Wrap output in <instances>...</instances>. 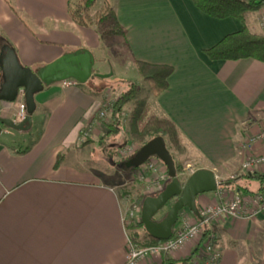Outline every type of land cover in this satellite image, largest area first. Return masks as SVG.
Here are the masks:
<instances>
[{"label":"crops","instance_id":"obj_1","mask_svg":"<svg viewBox=\"0 0 264 264\" xmlns=\"http://www.w3.org/2000/svg\"><path fill=\"white\" fill-rule=\"evenodd\" d=\"M107 1L115 6L126 37L102 38L93 27L78 25L69 14L70 0H0V35L32 69L86 51L100 74L110 73V62L115 70L118 58L133 65L141 60L173 66L169 88L147 101L152 113L175 121L217 178L219 172L236 170L247 158L242 147L247 136L264 128V63L213 61L204 50L241 30L242 22L213 18L191 0ZM257 20L252 16L249 26L264 34ZM92 77L84 84L66 86L63 80L46 86L35 96L32 129L17 133L4 127L0 134V264L126 262L131 231L124 197L101 172L81 163L77 146L103 105ZM19 105L17 99L0 101V116L15 120ZM255 148L264 152L259 143ZM59 154L63 159L57 166ZM257 171L264 173V166ZM221 189L224 195L218 190L199 195L198 208L240 194ZM145 198L139 200L141 208ZM216 233L223 253L218 264H264V213L224 218ZM191 249L188 245L172 258L183 259Z\"/></svg>","mask_w":264,"mask_h":264},{"label":"trees","instance_id":"obj_2","mask_svg":"<svg viewBox=\"0 0 264 264\" xmlns=\"http://www.w3.org/2000/svg\"><path fill=\"white\" fill-rule=\"evenodd\" d=\"M191 1L200 11L213 18H236L243 24L241 30L227 34L215 45L204 50V53L210 60L236 61L252 58L264 63V34L254 32L249 26L250 18L264 9V0ZM96 2L97 0H70L69 14L73 21L83 27H93L100 33L102 38L115 36L126 37L127 31L120 23L115 6L109 1L106 0L104 2L102 8L95 13L94 19L90 16V11L93 9ZM10 5L13 12L19 15L18 10L11 2ZM5 46L14 49L11 43L0 35V51ZM135 65L138 74L143 81L148 84L153 96L158 97L169 88V78L174 72L173 66L153 64L141 60H136ZM3 81L4 77L0 67V85ZM127 84L128 88L113 102V109L110 117L111 122L107 124V131L99 138V144L102 146L103 150L108 151L115 164H119L128 172H131L138 169L134 167L128 168L126 166L127 162L134 154L116 162L114 160V156H116L114 153H116V150L110 142L112 138L123 132L122 125L125 121L124 108L127 104L133 101L135 102V108L131 112L132 126L130 128V133L133 138L142 140L143 145L156 137L162 136L165 139L168 137L177 147H182L186 137L171 118L152 114L147 101L143 99L139 101L136 100L141 90L140 85L136 81L129 80ZM4 127L6 126L0 122V134ZM26 150L27 148L18 151L25 152ZM62 159L63 154H59L57 166L62 162ZM176 168L179 174L181 171L180 167L176 165ZM239 178L256 181L258 184L257 189L255 191L252 190L249 183L242 185L238 180ZM222 184H226L229 189H234L243 195L262 194L264 196V173L257 170L241 173L235 180L228 179ZM173 202L174 201H170L168 206L170 205L171 207ZM128 228L130 231H135L132 239L141 247L156 245L163 241L155 239L147 233L148 241L145 243L139 242V234L137 231L141 228L145 229L142 220L132 222L129 224ZM130 235L132 237V234ZM192 261L193 256L185 259L166 257L162 264H193Z\"/></svg>","mask_w":264,"mask_h":264},{"label":"water","instance_id":"obj_3","mask_svg":"<svg viewBox=\"0 0 264 264\" xmlns=\"http://www.w3.org/2000/svg\"><path fill=\"white\" fill-rule=\"evenodd\" d=\"M95 58L92 53L79 52L61 57L38 69L22 65L14 49L5 46L0 51V67L4 81L0 85V101L14 102L19 88L25 89L26 116L17 122L12 118L0 116V122L6 127L19 132L32 129L33 114L37 104L35 96L55 82L74 79L80 84L87 83L94 75ZM100 78L111 74L95 73ZM151 157L159 158L167 167L170 182L157 195L147 196L142 205L141 220L147 233L155 239L167 240L173 234L179 213L188 208L201 218L197 206V197L201 194L215 192L220 184L216 173L211 169H198L186 181L177 172L174 158L167 146L166 139L156 137L143 145L127 162L128 168H139ZM174 201L161 220L156 216L170 202Z\"/></svg>","mask_w":264,"mask_h":264},{"label":"rangeland","instance_id":"obj_4","mask_svg":"<svg viewBox=\"0 0 264 264\" xmlns=\"http://www.w3.org/2000/svg\"><path fill=\"white\" fill-rule=\"evenodd\" d=\"M98 1V0H97ZM101 3L95 4L93 9L90 11V16L94 19L95 13L102 8ZM256 16H253L257 20V23L261 29L264 30V25H262V19L264 16V9L260 11V13ZM107 38V37H106ZM116 56V54H113ZM117 59V58H116ZM110 65V73L112 75L107 78H100L94 76L91 80V85L99 91V93L103 96V103L104 102H112V108L109 109L103 117L100 116V111L96 114L95 119L93 120L92 124L86 128L82 134V139L78 143V147L81 148L80 157L81 163H85V165L96 169L99 173L103 174V178L105 181L110 182L114 185V188L119 192V194L124 197L126 202V207L132 206V203L139 202L141 198L144 196L147 197V192L144 190L146 189L145 186L141 184V181L138 177L139 171L138 169L135 171L128 172L123 166L119 164H115L113 162V158L109 155L107 150H103L102 146L99 144V138L107 131V124L111 122V114L113 109V102L116 101L122 92L128 88V81L133 80L136 81L140 87V93L138 94L137 101L145 100L149 101L152 99L153 95L149 89V86L137 73L135 65L132 63L130 64L128 60L124 58H118L117 61L114 62V67L112 62L109 63ZM98 66L95 67V71ZM109 73V74H110ZM132 78V79H131ZM74 80V79H68ZM96 83V84H95ZM135 108V102H131L127 104L124 108V118L125 121L123 122V132L118 134L116 137L110 140L111 144L114 146L116 156H114V160L117 162L122 160L123 158H127L137 152L143 145L142 140H138L133 138L130 133V128L132 126V117L131 112ZM151 110V109H150ZM152 113V111H151ZM154 114V113H152ZM158 116V115H157ZM17 132V131H15ZM18 133V132H17ZM128 139V140H127ZM89 140V141H87ZM167 146L174 158L175 164L180 167L179 177L186 181L196 170L198 169H206L210 165L207 158L197 150L190 142L187 140L184 141L182 147H177L173 144V142L166 137ZM85 148V149H84ZM156 157H152L155 159ZM92 160V161H91ZM247 161L245 158L241 161V165L236 168L234 171L229 170V174L227 172H219L220 178H218L220 184L218 188L227 187L225 183L226 180H235L241 175V169L243 168L244 162ZM158 164V169L163 174L168 172L166 165L161 161H156ZM225 168V167H223ZM241 168V169H240ZM226 169V168H225ZM158 176V173L152 174L150 177L155 178ZM168 182H165L163 185V189L166 187ZM257 182L253 181L251 184L252 190L257 189ZM162 189V190H163ZM145 194H144V193ZM155 195L158 192L154 193ZM152 194V195H154ZM151 195V194H150ZM148 195V196H150ZM172 203V202H171ZM170 209V205H166L165 208L157 215L156 219H162L165 214ZM135 231H131L132 238ZM139 234V242L145 243L148 241L147 232L145 229H140L137 231Z\"/></svg>","mask_w":264,"mask_h":264},{"label":"built area","instance_id":"obj_5","mask_svg":"<svg viewBox=\"0 0 264 264\" xmlns=\"http://www.w3.org/2000/svg\"><path fill=\"white\" fill-rule=\"evenodd\" d=\"M262 25H264V16ZM63 82L66 86L78 84L76 80H65ZM17 100L20 101V105L15 120L19 122L25 118L27 113L25 89L23 87L18 90ZM111 108L112 102H104L100 116L106 115ZM256 143L264 147V128L255 135L247 136L246 141L243 143L242 147L247 155V161L243 164V169L246 172L255 171L259 167L264 166V152H256ZM156 161L161 160L157 157L155 159L151 157L144 165L138 168V177L141 184L146 188L144 191H149L147 196L161 192L164 183L169 180L168 172L163 174L159 171ZM154 173H158V176L151 178L150 176ZM217 190L222 195L226 193L221 188ZM199 211L201 218H197L187 209H183L179 213L172 236L159 244L141 247L130 236L125 264H140L146 260L153 261L154 264H162L166 257H172L175 252L182 250L188 245L192 249L185 258L193 256V264H218L223 255L217 243L216 226L218 223L224 218L251 217L257 213H264V196L255 194L254 196L246 197L237 193L233 198H226L221 203L209 204L199 209ZM141 216L142 208L139 202H134L132 206L125 209L124 220L128 224L140 221Z\"/></svg>","mask_w":264,"mask_h":264}]
</instances>
